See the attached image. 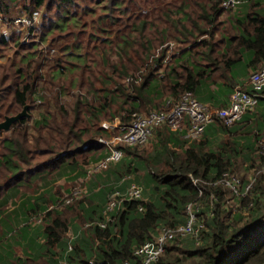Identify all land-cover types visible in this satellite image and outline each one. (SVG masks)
I'll list each match as a JSON object with an SVG mask.
<instances>
[{"label": "trees", "instance_id": "1", "mask_svg": "<svg viewBox=\"0 0 264 264\" xmlns=\"http://www.w3.org/2000/svg\"><path fill=\"white\" fill-rule=\"evenodd\" d=\"M19 1L0 0L2 26L11 23L16 25L15 19L20 16L14 15L15 5ZM46 1L25 3L24 7L30 10L25 13H32ZM97 1L100 0L53 1L56 4L54 8L57 6L59 10L48 17L41 34L38 27L34 26L36 20L24 30L12 27L10 34L0 29V57L3 53L1 49L9 47L11 43L16 46L14 56L19 57V60L12 57L7 64H0V93L4 94L0 95V120L16 114L18 111L13 110L16 105L24 108L29 101L37 107L43 100H52L53 105H60L61 112L60 117L43 114L36 121L38 127L34 136L26 133L23 138L14 131L11 137H2L0 140L5 151L0 157V167L7 174H12L1 179L0 186L2 190L5 187V195L0 199V208L4 211L10 200L18 202L19 187L30 186L25 181L28 175L29 180L38 182L34 189L39 185L42 187L30 195H20L22 206L16 213L31 218L29 213L34 211L42 218L41 224L44 225V239L40 241V236L28 237L26 234L29 229H23V236L30 244V253L25 258H14L0 250V264H62L63 259L68 264H143V257L136 250L145 242L153 240L160 227H175L187 222L189 204L197 206L199 220L204 222L200 236L189 235L173 240L154 264H264V173L255 179L253 193L245 196L238 195L232 187L221 183L224 173H234L238 168L237 156L240 147L243 149L241 138L249 141L248 136L251 134L257 147L264 136V106L261 107L264 105V87L260 90L256 107L232 125L216 118L201 137L189 139L184 136V130L164 124L157 126L155 131L167 127L171 130L169 137L148 153L138 148L146 143L127 144L122 146L125 154L121 160L111 163L106 169L90 171V175L84 168L83 160L93 155H98L95 161L105 157L108 147L100 143L99 139H111L117 135L120 127L132 120L134 112H145L144 105L153 109L163 108L167 98L158 102L152 89L163 70L167 76L175 72L166 84L175 100L186 91H196L200 86V77H209L211 74L212 77L217 75L224 78L219 91L228 93L231 99L237 86L227 74V70L232 69L230 61H237L231 60V52L237 58L249 49L254 55L251 64L264 62V16H249L250 21L242 20L239 16L233 24L232 20H221L224 14H231L235 10L225 8V0H170L167 9L176 7L189 20L190 24L182 19L176 24L172 23L179 33V41L187 42V45L179 47L184 49L179 56H175V52L171 57L167 56V52H170L167 46L160 58L161 61L165 58L167 67L162 69V65H156L157 71L151 69L140 86L132 83L137 90L134 92L133 89L132 94L130 89L120 83L121 75H107L108 69L102 68L105 56L93 43L99 29H104L103 21L99 22L104 16L99 17L98 23L84 25L80 29L85 14L98 10L93 6ZM245 1L241 0L238 7ZM247 1L254 8L261 0ZM79 4L88 5L82 10ZM119 8L121 14L116 20L121 25L120 29H123L131 5ZM71 9L74 12L70 16ZM67 17H72L71 22ZM135 22L139 23L140 20ZM245 22L249 24L246 31L243 30ZM148 23L150 21H145V27ZM238 29L243 33L238 34ZM52 30L57 32L49 42L46 38ZM137 30V27L133 29ZM218 32H221L219 42L216 41ZM25 34L32 35L28 44L24 43ZM207 35L213 40L201 39ZM146 42L151 47L155 39L147 38ZM222 44L225 45L221 47ZM34 45H37V49L22 53V49ZM202 47L207 48L205 54L213 62L209 63L211 70H203L205 73L202 69L198 70L192 61L194 51L198 50V56L202 54ZM220 47L225 50L219 52ZM53 49L55 54L50 56ZM185 53H188V58ZM184 56L185 60L180 63L179 59ZM68 72L70 79L67 77ZM221 81L214 78L215 83ZM91 82H102L105 89L100 93L101 87H96L91 97ZM239 86L251 90L250 76L248 84ZM9 97H12V101L8 104ZM37 101L39 104H36ZM128 106L134 107L135 111L124 109ZM26 122L27 118L22 117L18 125L24 126ZM105 123H118V126L106 127ZM228 135L230 141L226 140ZM259 159V164L257 161L252 163L254 173L264 163L263 155H259ZM27 166L33 167V173L26 172ZM50 166L51 170L56 171L54 176L46 173ZM140 166L145 167L143 175L127 177V173L134 172ZM68 176H94V180L88 183V178H85L83 185L87 191L70 203L65 201V195L56 198L52 194L54 185ZM194 179L198 180V185ZM97 181H100L98 186ZM133 183L143 187V198L125 200L107 215L104 211L113 193L118 190L125 192ZM145 193L149 194L145 196ZM234 197L240 205L231 207L228 202ZM60 207L69 208L62 210ZM72 209L76 215L71 217L69 212ZM8 215L0 213V245L3 248V221ZM105 219L107 226L103 227L99 222ZM71 229L77 234L75 240L72 239V249L65 235ZM10 232L14 233L13 228Z\"/></svg>", "mask_w": 264, "mask_h": 264}, {"label": "rangeland", "instance_id": "2", "mask_svg": "<svg viewBox=\"0 0 264 264\" xmlns=\"http://www.w3.org/2000/svg\"><path fill=\"white\" fill-rule=\"evenodd\" d=\"M53 1H56V0H47L42 7L36 8L35 10H33L32 13L27 12L28 13L27 15L25 12L30 11V10L26 9L24 5L25 3L30 4L34 2V0H23V1L20 0L15 5L16 14L14 15L15 16L19 15L21 18H29V17L36 16L38 19L36 20L37 22L35 23L34 26L38 27L39 33L41 34L42 31L44 30L43 25L48 23L47 22L48 17L52 15V13H54L56 10H59L57 6L54 8L56 4ZM169 1L170 0H100V1H97V3H93V6L97 8L98 10L96 12L86 13L83 21L80 23V29H82L84 25L90 26L91 24L98 23L99 17L104 16L103 19L99 20V22L103 21L104 29H99L100 31H98V35L97 34L95 35L96 40L93 41V43H95L99 47V49L102 50L103 55L105 56V63L102 68L108 69L107 75L113 74L115 76L117 75V77L121 75L122 77L119 78L120 83H123V85L127 89H130V91H132V94H133V89L135 88L133 87L132 83H136L138 86H140L145 81L146 77L149 75L151 69L152 70L154 69V71H157L156 65L157 66L162 65V69H165L167 67V64H165V61H166L165 58L162 61L160 60V58L163 56L162 52L166 51L167 46L170 47L169 48L170 52H167V56L171 57V55L176 52V49H178L181 46L187 45V42L182 43L179 41V37H180L179 33L177 31V28L176 29L173 28L172 23L176 24L177 21L182 19V21L185 20L187 24H190L188 22L189 20H186L184 18L185 13L178 11L176 7H174L173 9L169 7V9H167L169 6ZM105 3H108V5H104ZM88 4H85V5L79 4V7L82 8L83 10V9H86ZM129 4L131 5V8L128 9V14L126 15L125 21L123 22L124 24L123 29H120L121 25L116 20V18L121 14V9L119 7L125 8ZM250 8H253V7L246 0L242 5H240L237 9H235L234 12L235 13L236 12L246 13L248 10H250ZM73 12H74L73 9L69 10V15L71 16ZM226 16L230 17L231 16L230 12L227 13ZM71 18L72 17H67V20L71 22ZM139 20H140L139 23L135 22ZM145 21H150V23H148L146 27H145ZM12 27L16 29L24 30V29H27L28 25L24 22H21L20 24H16L15 26L13 23L5 24L3 26L2 24H0V29L3 30L5 34L12 33L11 32L13 29ZM135 27L138 28L137 31H133ZM145 29H146V37H145ZM56 32L57 31L52 30L47 36L46 40L51 42V40L54 37L53 34ZM31 37H32L31 34H28V35L25 34L23 36L24 43L28 44ZM151 37L155 39V42H154V45L152 44L151 47H148L146 39L151 38ZM201 39L213 40L208 35L202 36ZM216 41L219 42V37L216 38ZM223 45L225 44H222L221 47ZM15 47L16 46H13V44L11 43L9 47L6 48V46H4V48L1 49L3 50V53L0 57V64H3V63L7 64L8 61L12 57L13 58L16 57V55L14 56V53L17 52ZM34 49H37V45L27 47L26 50L22 49V53H28L29 51H32ZM54 50L55 49L50 51V56L52 54H55ZM185 54H186L185 56L188 58V53H185ZM15 60H19V57L17 56ZM167 60H169V58H167ZM161 62H163V64H161ZM174 75H175V72L173 71V74H171L170 76H167L166 71L163 70L162 73L157 78L158 81L152 85L153 95L158 102H162L166 98L173 96L171 94V90L166 87V84L168 83V81H170L174 77ZM67 77L70 79L69 72H68ZM98 86L101 87L100 93H102L103 89H105L102 82L101 83H98V82L90 83L91 97L94 94L92 93V91L96 89V87ZM134 92H137V90L135 91L134 89ZM7 93H10V92H7ZM100 93L98 95H100ZM1 94L4 95L3 93H0V95ZM11 101H12V97H9L8 104ZM52 102H53L52 100H46V101L43 100V102L39 104V101H37L36 104H39L37 107L34 106V103H32L31 101H29L28 104L24 108H19V106L16 105L13 108V110H16L18 112L16 114H12L8 116L17 115L18 113L26 109L27 115H25L24 117L27 118V122L24 126L18 125V123L22 119L21 118L19 121L14 122L12 126L10 127V129L8 130L1 129L0 130L1 131L0 140L2 139V137H9V136L11 137L14 131H16L18 135L23 136V138L26 133L28 136L29 135L34 136L37 132V127H38V124L36 123V121L39 118H41L43 114H46V115L52 114L57 117H60V114H61L60 108H59L60 105L58 104L53 105ZM263 106L264 105H261V107ZM150 108H147V106L144 105L143 111L145 112L143 113L147 114V111L153 109V108L151 109ZM213 108L219 109L215 107ZM124 109H127V111L130 112L134 110V107L128 106V107H125ZM140 111L142 112L141 109ZM254 113L256 114V110L254 111ZM5 119L0 120V122H3ZM105 120H109V118ZM170 132L171 130H169V128L167 129V127L163 129H158L157 131L154 132L152 137L149 139V141L145 145L138 146L139 150L141 152H146V153L152 151L156 144L162 143L165 138L169 137ZM228 137L229 135L226 137V140H229ZM246 139L241 138L240 143L243 144V149L240 147L241 149L240 154H238L237 156L236 162H237L238 168L236 172L234 173L231 172L235 176L241 178L245 185H247L254 178H257V176L260 174V173H254L251 166H252V163L255 164L256 161H257V164H259L258 163L260 162L259 155L264 156V153L260 149L259 144L257 147L255 146V144L257 143H256V140L254 139V136L249 134L248 136L249 141H247ZM120 145L126 146L125 144H120ZM4 152H5L4 149L0 145V157ZM96 156L94 155L90 157L88 156L86 159L85 158L83 159L85 161L84 168L87 170L86 172L89 175H90V171L97 172V171L103 170V169H100V170L94 169V164L97 162L94 160ZM38 158H42V157H38ZM51 167L52 166H50L49 168L50 170H47L46 173L54 176L56 171L51 170ZM143 167L144 166L137 167V169L134 172L127 173L128 175L127 177L134 178L135 176L143 175V173H145V167L144 168ZM25 170L27 173L31 172L33 170V167L27 166ZM7 173L8 172L6 170L0 167V182L3 177L4 179L6 178V175L7 176L9 175V177L12 176V174H7ZM97 174H99V172ZM101 174L102 173H100V175ZM76 178H74L73 176H68L66 178H62L61 180H59V182L56 185H54V188L52 189V194L55 195L54 197L60 198L61 196H64V195L66 196L71 191L70 189H74L79 184L86 181L85 178H88L87 183L88 181L92 182L94 180V176L92 178L91 177L90 178L81 177L77 179ZM26 180L28 181L30 186H20L19 187L20 194L18 196V202L16 203L15 199L13 201L10 200L7 203L8 205L4 207V211L2 210V208H0L1 214L3 215H5L6 213L9 214L8 215L9 217L3 221L4 229L2 231L3 240L1 243H3L4 248L0 245V250L5 255L6 254L11 255L14 258H25L27 253L29 252L30 244H29V241L25 239L23 236V232H22L23 229H29L28 233L26 234L28 237L34 236L37 238L38 236H40L38 238V241L44 239V233H43L44 225H42L43 223L41 224L42 218L37 216L36 212L31 211L29 213L30 214L29 216H31V218H29L28 215H20L16 213V211L22 206V204H20L21 200H19V198H21L20 195H22L23 193H25L26 195H30L42 187L41 185H39L37 189H34L35 185L38 182L35 179L29 180L28 175L25 176V181ZM99 182L100 181H97L96 186H98ZM102 182H104V180ZM89 187L90 186L88 184V191H89ZM254 187H255V183H254ZM252 189H253V186L251 190ZM54 190H56V192H53ZM148 194L149 193H145V196H147ZM4 195H5V187L2 190L0 186V199H2ZM228 203L231 207L240 205L238 201L235 199V197L230 198ZM68 208L69 207H60V209L62 210L63 209L67 210ZM235 211H237V209H235ZM73 212L75 211L73 210L69 212V215L71 217L76 215ZM201 222L203 224L201 229H203L204 222L203 221ZM6 225H8V227L5 228ZM80 227L82 228V226ZM11 228H13L14 233L10 232ZM65 235L67 236V240H69V242H72L71 239H73L74 241L77 236V234L74 232L73 229L68 231ZM199 236L200 234L195 235L194 237H199ZM198 240H200V238H198Z\"/></svg>", "mask_w": 264, "mask_h": 264}, {"label": "built area", "instance_id": "3", "mask_svg": "<svg viewBox=\"0 0 264 264\" xmlns=\"http://www.w3.org/2000/svg\"><path fill=\"white\" fill-rule=\"evenodd\" d=\"M240 3L241 0H225L223 5L227 9H236ZM37 19L36 16L29 18L17 17L15 23L20 24L24 22L30 26ZM250 83L252 85L251 90H246L237 85L229 104L219 109L209 107L207 104L199 101L192 91H186L176 100L173 98L167 99L161 109H153L147 114L134 112L132 120L127 125H122L117 135L111 139H99L100 143L108 147V153L94 164V169H104L111 163L121 160L124 157L125 151L120 144L135 145L147 143L154 134L157 126L168 124L174 129L184 130V136L186 138L197 139L204 134L207 126L216 118L221 119L227 125L236 123L259 103V93L264 87V65L251 73ZM105 126L116 127L118 123L113 125L105 123ZM259 147L264 153V137L260 140ZM257 173H264V164ZM255 179L245 185L241 178L231 172H226L223 175L221 183L225 186L232 187L238 195L245 196L252 192L251 188L252 186L254 187ZM194 182L197 185L199 183L196 179H194ZM85 188L83 183L79 184L65 196V201L67 203L72 202L86 191ZM124 191L118 190L113 193L104 211L107 215L125 200L143 198V187L137 183L131 184ZM187 211L189 213L187 222L175 227H160L157 236L153 240L145 242L136 250V253L143 257V264H154L157 262L165 252L167 245L173 240L199 234L203 224L199 220L197 206L195 204H189ZM99 224L106 227V219L100 221ZM89 225L90 223L86 226ZM69 248L72 249L71 242ZM62 264H68L67 260L63 259Z\"/></svg>", "mask_w": 264, "mask_h": 264}, {"label": "crops", "instance_id": "4", "mask_svg": "<svg viewBox=\"0 0 264 264\" xmlns=\"http://www.w3.org/2000/svg\"><path fill=\"white\" fill-rule=\"evenodd\" d=\"M258 1V0H256ZM244 3V2H243ZM255 14H260L261 16H264V0H261L260 3L257 2V6H255L254 8H250V10H248L246 13L244 12H239V13H235V12H231V17H235L236 19H232L227 18L228 16H226L227 14H224L221 18V20H232L233 24H235L237 22V17L240 16V18L242 20H247L250 21V18H248L249 16H254ZM247 27H249V24H247L245 22V26L243 27V30L246 31ZM252 28H254V24L252 25ZM222 30V29H220ZM223 31V30H222ZM238 34H242L243 32L240 31V29H238ZM248 34V32H246ZM254 33V32H252ZM221 32L216 33V36H220ZM201 53L202 54H198L196 51L198 52V50L194 51L193 53V64L195 66H197L198 70L202 69L203 70H211L212 67L209 65V63H213L210 61L211 58H209L208 56H206V47H202ZM225 49H221L219 50V52L224 51ZM184 51V49H176V54L174 53L175 56H179L182 52ZM196 54V55H195ZM219 55V53H216ZM195 55V56H194ZM231 56L232 59H236V62H232L230 61L231 65H232V69H229L227 71H229L228 74V78L230 80H232L234 83H236L237 85H243V84H248V80H249V76L251 75V73L255 70V68L257 69L258 67H261L264 65V62H260L258 64H251L252 61V57L254 56L252 54V52L248 49L245 53H243L241 56L236 58V55L234 54V52H231ZM185 60V56L183 58L179 59V62H183ZM175 61V60H174ZM246 68V72L244 73V69ZM205 71H203V73H205ZM220 74V73H218ZM235 74V76H233ZM241 75V76H239ZM201 82H200V86L199 88L194 91L196 97L203 103L209 105L210 107H222L224 106V104H228L230 96L228 95V93L222 94L221 91H219L220 86L223 84L224 78L218 77L217 75H213L207 77V76H201ZM214 78L221 81L220 83H215L214 82ZM224 103V104H223Z\"/></svg>", "mask_w": 264, "mask_h": 264}, {"label": "water", "instance_id": "5", "mask_svg": "<svg viewBox=\"0 0 264 264\" xmlns=\"http://www.w3.org/2000/svg\"><path fill=\"white\" fill-rule=\"evenodd\" d=\"M27 115L26 109H24L22 112L18 113L17 115L14 116H7V118L3 121L0 122V130L5 129L8 130L12 126L14 122L19 121L22 117Z\"/></svg>", "mask_w": 264, "mask_h": 264}, {"label": "clouds", "instance_id": "6", "mask_svg": "<svg viewBox=\"0 0 264 264\" xmlns=\"http://www.w3.org/2000/svg\"><path fill=\"white\" fill-rule=\"evenodd\" d=\"M193 93H194V92H193ZM194 95H195V93H194ZM195 96H196V95H195ZM170 98H172V97H170ZM196 98H197V97H196ZM167 99H169V98H167ZM167 99H166V100H167ZM197 99H198V98H197ZM166 100H165V101H166ZM198 100H199V99H198ZM199 101H200V100H199ZM202 103H203V102H202ZM208 106H209V105H208ZM209 107H210V106H209ZM222 107H223V106H222ZM211 108H213V107H211ZM218 108H220V107H218ZM213 109H214V108H213ZM211 123H212V122H211ZM211 123H210V124H211ZM250 194H252V192H251Z\"/></svg>", "mask_w": 264, "mask_h": 264}]
</instances>
